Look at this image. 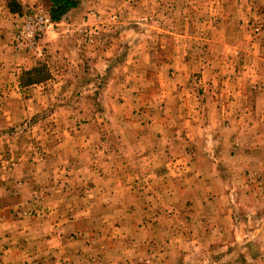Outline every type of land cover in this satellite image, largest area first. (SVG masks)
<instances>
[{
  "label": "rangeland",
  "instance_id": "obj_1",
  "mask_svg": "<svg viewBox=\"0 0 264 264\" xmlns=\"http://www.w3.org/2000/svg\"><path fill=\"white\" fill-rule=\"evenodd\" d=\"M78 2L0 0V264H264V0Z\"/></svg>",
  "mask_w": 264,
  "mask_h": 264
},
{
  "label": "built area",
  "instance_id": "obj_2",
  "mask_svg": "<svg viewBox=\"0 0 264 264\" xmlns=\"http://www.w3.org/2000/svg\"><path fill=\"white\" fill-rule=\"evenodd\" d=\"M55 25L50 16L41 11L24 16L12 35L13 49L20 53L40 54V42Z\"/></svg>",
  "mask_w": 264,
  "mask_h": 264
},
{
  "label": "trees",
  "instance_id": "obj_3",
  "mask_svg": "<svg viewBox=\"0 0 264 264\" xmlns=\"http://www.w3.org/2000/svg\"><path fill=\"white\" fill-rule=\"evenodd\" d=\"M49 3V16L51 20L58 23L62 18L68 14L70 11L76 9L79 5L78 0H46ZM37 70H32L27 72V75L34 74ZM36 82H41L36 80L35 76H29L26 79V85L35 84Z\"/></svg>",
  "mask_w": 264,
  "mask_h": 264
}]
</instances>
